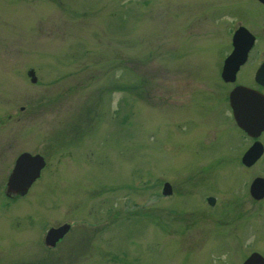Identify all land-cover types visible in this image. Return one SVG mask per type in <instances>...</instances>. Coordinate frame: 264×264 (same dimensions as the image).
Instances as JSON below:
<instances>
[{
  "label": "rangeland",
  "instance_id": "1",
  "mask_svg": "<svg viewBox=\"0 0 264 264\" xmlns=\"http://www.w3.org/2000/svg\"><path fill=\"white\" fill-rule=\"evenodd\" d=\"M239 24L255 43L233 83L221 69ZM263 58L259 0H0V264L264 256V198L248 192L264 158L242 163L251 139L229 102ZM22 151L47 164L10 197Z\"/></svg>",
  "mask_w": 264,
  "mask_h": 264
},
{
  "label": "water",
  "instance_id": "2",
  "mask_svg": "<svg viewBox=\"0 0 264 264\" xmlns=\"http://www.w3.org/2000/svg\"><path fill=\"white\" fill-rule=\"evenodd\" d=\"M264 3V0H259ZM255 41V35L244 24H239L232 34V50L226 55L221 69V77L225 81L236 79L237 71L247 57L250 48ZM27 74L30 80L35 82L37 76L34 68H29ZM256 81L264 84V61L260 63L255 72ZM229 102L234 112V118L238 125L250 135H258L264 129V93L245 85L236 84L229 91ZM263 152V144L255 140L243 153L242 161L246 165L254 163ZM47 161L40 152H20L8 174L4 192L7 196L15 197L24 195L31 184L40 177L42 169ZM250 191L256 198L264 195V176L255 177L250 184ZM172 186L165 181L162 187L163 194H170ZM209 203L215 202V197L208 196ZM70 222H63L57 226H50L44 236V243L54 247L58 240L64 238L71 230ZM242 264H264V256L258 251H252Z\"/></svg>",
  "mask_w": 264,
  "mask_h": 264
},
{
  "label": "flooded vegetation",
  "instance_id": "3",
  "mask_svg": "<svg viewBox=\"0 0 264 264\" xmlns=\"http://www.w3.org/2000/svg\"><path fill=\"white\" fill-rule=\"evenodd\" d=\"M254 43H255V41H254ZM254 43H253V45H254ZM232 47H233V44H232ZM253 47V46H252ZM251 47V48H252ZM249 52H250V50H249ZM248 57H249V53H248ZM248 59V58H247ZM247 61V60H246ZM245 61V62H246ZM262 61H264V58L263 59H261V61L259 62V64L257 65V67L255 68V72H256V70H257V68H258V66L260 65V63L262 62ZM244 62V63H245ZM240 69V68H239ZM255 72H254V77H253V79H254V83H256L255 85L252 83V82H250L248 85H250L251 87H253V88H255V89H257V90H259L260 92H262V93H264V84L262 85V84H260V83H258L257 81H256V78H255ZM237 73H238V71H237ZM236 79H237V75H236ZM235 79V80H236ZM235 80H233L232 82L234 83V81ZM227 82H230V81H227ZM239 83H241V84H247V83H243V82H235V84L233 85V87L236 85V84H239ZM231 107V106H230ZM231 112H232V115H233V118H234V112H233V109L231 108ZM234 120H235V118H234ZM235 122H236V120H235ZM237 123V122H236ZM237 125H238V123H237ZM245 131V130H244ZM245 133H246V135L251 139V143L247 146V148L255 141V140H259L262 144H263V152H262V154L260 155V157L254 162V163H252V164H250V165H246L245 163H243V161H242V155H241V161H242V163L244 164V165H246V166H251V165H254L256 162H259V161H261L263 158H264V129L260 132V134H258V135H250V134H248L246 131H245ZM246 148V149H247ZM245 149V150H246ZM257 176H264L263 174H255L254 175V177L250 180V183H249V189H248V192H249V195H251L255 200H257V201H259V200H262L263 198H264V195L262 196V197H260V198H256L254 195H252V193H251V191H250V184H251V182H252V180L255 178V177H257ZM170 182V181H169ZM170 184H171V182H170ZM171 186H172V184H171ZM172 192H173V186H172ZM171 192V193H172ZM170 193V194H171ZM210 196V195H209ZM16 197V196H15ZM207 200H208V196H207ZM216 200V199H215ZM209 202V201H208ZM215 203V202H214ZM213 203V204H214ZM211 204V203H210ZM60 241H62V239L61 240H58V242H57V244L60 242ZM56 244V245H57ZM55 245V246H56ZM54 246V247H55ZM49 247V246H48Z\"/></svg>",
  "mask_w": 264,
  "mask_h": 264
},
{
  "label": "bare ground",
  "instance_id": "4",
  "mask_svg": "<svg viewBox=\"0 0 264 264\" xmlns=\"http://www.w3.org/2000/svg\"><path fill=\"white\" fill-rule=\"evenodd\" d=\"M233 44V43H232Z\"/></svg>",
  "mask_w": 264,
  "mask_h": 264
}]
</instances>
